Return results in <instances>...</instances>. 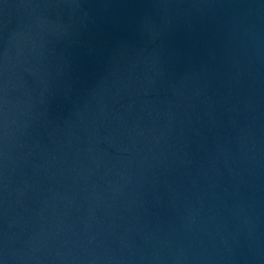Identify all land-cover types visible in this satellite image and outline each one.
I'll use <instances>...</instances> for the list:
<instances>
[{
  "label": "water",
  "instance_id": "95a60500",
  "mask_svg": "<svg viewBox=\"0 0 264 264\" xmlns=\"http://www.w3.org/2000/svg\"><path fill=\"white\" fill-rule=\"evenodd\" d=\"M0 264H264V0H0Z\"/></svg>",
  "mask_w": 264,
  "mask_h": 264
}]
</instances>
